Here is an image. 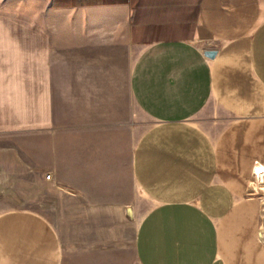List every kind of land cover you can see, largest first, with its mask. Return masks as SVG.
Here are the masks:
<instances>
[{
  "label": "crops",
  "instance_id": "crops-1",
  "mask_svg": "<svg viewBox=\"0 0 264 264\" xmlns=\"http://www.w3.org/2000/svg\"><path fill=\"white\" fill-rule=\"evenodd\" d=\"M49 173L70 229L152 204L139 264H264V0H0V179ZM62 211L0 208V264H126Z\"/></svg>",
  "mask_w": 264,
  "mask_h": 264
},
{
  "label": "rangeland",
  "instance_id": "rangeland-1",
  "mask_svg": "<svg viewBox=\"0 0 264 264\" xmlns=\"http://www.w3.org/2000/svg\"><path fill=\"white\" fill-rule=\"evenodd\" d=\"M145 115H142L141 120L144 122V130L148 127V122L145 119ZM62 189L56 186L54 178L46 180H36L31 186L24 184L21 180L16 178L0 179V208L11 209V208H31V210H43L44 212L52 213L56 210L57 214L61 212L64 217V223L66 225L63 230L69 235L75 236L80 235L82 240L87 236H94L93 239L96 242L91 244L80 243L81 246H98V247H111L121 248L120 250L125 254L126 264H139L137 255L135 253L136 248V236L138 234L139 225L142 223V219L145 216L147 210L152 208V204L142 195H129L125 197L126 200L132 201L137 200V205L130 204L122 215L119 211L111 210L107 217L102 219H94V225L89 227L79 226L77 228L70 229V217L72 212V204L68 200L56 203L53 198L47 199L50 196L59 195L62 193ZM128 192V191H127ZM139 201V202H138ZM129 205V204H128ZM130 210H133L132 212ZM74 212V211H73ZM86 218V213H81ZM80 214V215H81ZM100 217L101 214H99ZM103 243H98V240H102ZM84 241V240H83ZM72 245V244H70ZM72 246H76L73 244Z\"/></svg>",
  "mask_w": 264,
  "mask_h": 264
},
{
  "label": "built area",
  "instance_id": "built-area-1",
  "mask_svg": "<svg viewBox=\"0 0 264 264\" xmlns=\"http://www.w3.org/2000/svg\"><path fill=\"white\" fill-rule=\"evenodd\" d=\"M259 165V163H257V165H256V167L254 168V173H253V177H252V179H250L249 180V183L251 184V185H255L254 183H253V179L255 178V176H256V172H257V170H256V168H257V166ZM46 179L47 180H49V179H51V174L49 173V175H47L46 176ZM258 187L260 188V190L262 191L261 193H262V196H264V176L263 175H261V179H259L258 180ZM257 187V188H258Z\"/></svg>",
  "mask_w": 264,
  "mask_h": 264
},
{
  "label": "water",
  "instance_id": "water-1",
  "mask_svg": "<svg viewBox=\"0 0 264 264\" xmlns=\"http://www.w3.org/2000/svg\"><path fill=\"white\" fill-rule=\"evenodd\" d=\"M205 54L208 55L210 58H213V59L217 55L215 50L214 51L206 50Z\"/></svg>",
  "mask_w": 264,
  "mask_h": 264
},
{
  "label": "bare ground",
  "instance_id": "bare-ground-1",
  "mask_svg": "<svg viewBox=\"0 0 264 264\" xmlns=\"http://www.w3.org/2000/svg\"><path fill=\"white\" fill-rule=\"evenodd\" d=\"M50 180V179H49Z\"/></svg>",
  "mask_w": 264,
  "mask_h": 264
}]
</instances>
